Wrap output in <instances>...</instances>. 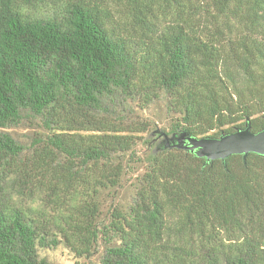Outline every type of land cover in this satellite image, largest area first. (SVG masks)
Here are the masks:
<instances>
[{"label": "trees", "instance_id": "obj_1", "mask_svg": "<svg viewBox=\"0 0 264 264\" xmlns=\"http://www.w3.org/2000/svg\"><path fill=\"white\" fill-rule=\"evenodd\" d=\"M160 100L168 137L263 130L264 0H0V264H264V157L166 148Z\"/></svg>", "mask_w": 264, "mask_h": 264}, {"label": "rangeland", "instance_id": "obj_2", "mask_svg": "<svg viewBox=\"0 0 264 264\" xmlns=\"http://www.w3.org/2000/svg\"><path fill=\"white\" fill-rule=\"evenodd\" d=\"M51 7H53L51 5ZM52 9L50 7H43L40 10V14L46 13L48 14ZM166 112L164 108L163 101H156L152 103L146 110L142 112V116L149 122L152 123L153 132L149 133L151 135L159 134L164 132H168L169 130V118L166 117ZM161 131V132H160ZM4 132H8L16 141L20 144L28 146L33 136L39 133H43L44 129L41 128V123L38 120L27 119L24 120L17 127L7 128ZM148 134V135H149ZM144 136H147L144 135ZM171 138V137H170ZM160 144H164L163 140H160ZM139 153L143 152L145 149L144 144H139L136 147ZM137 173L141 172L138 167ZM134 176L131 174H127L122 181L121 188L116 192L113 198H106L105 207H114L116 204L127 205L130 202L133 189H134ZM103 253V246L99 243L96 247L94 254H92L88 259H78L64 247L63 244L58 245L55 248H39L38 254L42 258H46L50 264H93L98 263L101 255Z\"/></svg>", "mask_w": 264, "mask_h": 264}, {"label": "water", "instance_id": "obj_3", "mask_svg": "<svg viewBox=\"0 0 264 264\" xmlns=\"http://www.w3.org/2000/svg\"><path fill=\"white\" fill-rule=\"evenodd\" d=\"M163 137L166 148L180 149L204 159V164H211L219 160L226 167V160L232 155H241L243 164L249 154H256L264 157V129L253 133L251 131L249 118L246 119L243 128H236L233 132L224 134L220 132L217 137L196 138L185 133L170 138L164 133Z\"/></svg>", "mask_w": 264, "mask_h": 264}, {"label": "flooded vegetation", "instance_id": "obj_4", "mask_svg": "<svg viewBox=\"0 0 264 264\" xmlns=\"http://www.w3.org/2000/svg\"><path fill=\"white\" fill-rule=\"evenodd\" d=\"M171 138L173 139V135H171Z\"/></svg>", "mask_w": 264, "mask_h": 264}]
</instances>
